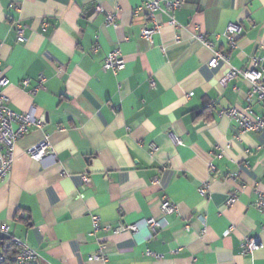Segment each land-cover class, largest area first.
<instances>
[{
    "label": "crops",
    "instance_id": "0c3cea01",
    "mask_svg": "<svg viewBox=\"0 0 264 264\" xmlns=\"http://www.w3.org/2000/svg\"><path fill=\"white\" fill-rule=\"evenodd\" d=\"M147 1L0 0L3 93L13 111L43 119L0 180V223L37 252L32 264H264V131L240 134L225 114L264 117L250 83L227 78L251 70L264 84V0H178L155 12L150 40ZM114 49L117 74L102 69ZM217 50L231 64L209 67ZM45 138L52 152L32 160ZM164 199L175 210L152 232L145 221L163 217ZM247 239L260 248L243 253Z\"/></svg>",
    "mask_w": 264,
    "mask_h": 264
},
{
    "label": "built area",
    "instance_id": "2783aa9c",
    "mask_svg": "<svg viewBox=\"0 0 264 264\" xmlns=\"http://www.w3.org/2000/svg\"><path fill=\"white\" fill-rule=\"evenodd\" d=\"M144 5L145 6L141 7L140 10L145 8L147 16L153 24L151 27L144 28L141 34L145 39L150 40L152 35L159 29V26L155 21V12L164 11L167 14H170L175 9H178L181 6V2L178 0L165 1L162 6L160 4V0H148ZM107 19L109 22H111L113 20V16H108ZM174 23L175 22L173 18L169 17V24L173 25ZM14 30L16 33L17 42L23 43L25 41V38L23 36V26H21L20 24H16L14 26ZM237 34L238 26H236L235 24L229 25L225 30V37L231 49L236 46ZM197 38L202 44L208 47L211 46L209 42L205 41L202 35H199ZM220 62L228 65L231 64V56L229 52H221L218 50L213 51V56L208 61V66L215 67ZM124 66L125 61L123 59L121 50L114 49L107 54L102 69L104 71H110L113 74H117L121 70H123ZM237 72L250 83L251 94L257 95L260 100L264 101V84H260L257 82L256 75L251 70H232L228 73L227 78L233 77ZM8 83L9 82L4 73L0 70V180L6 178L10 172L16 142L20 138L28 134L32 125L41 126L43 124V119L35 121L30 114L17 113L9 107L8 98L3 93V90L8 85ZM27 85V80L22 82V87H26ZM225 114L231 119L235 120V122L237 123V130L240 134L264 131V117L253 116L250 108H246L244 112L239 111L236 108H231L226 111ZM150 149L154 151L156 147L151 146ZM49 152H52L51 144L45 138L42 142L30 148L27 151V154L32 160L40 161L42 157ZM198 191L199 194H201L203 197L207 194L206 188H200ZM234 201L235 195H232L228 200V203L230 204ZM256 208L259 212H262L264 210V197L259 198V200L256 202ZM160 210L163 215L161 219L155 220L150 218L145 221V227H147V229L151 230L152 232H156L157 230L164 227V216L172 214L175 210V206L171 204L167 199H164L161 202ZM97 223L98 219L94 221L95 229L97 228ZM121 228H123V226H121ZM127 230H130L131 232L136 234V232L138 231V226L130 225L128 226ZM1 236H7V239L2 240ZM1 243H5L11 248L15 260L20 264H27L38 257L37 252L33 248L29 247L22 240L11 236L9 234V227L6 224L0 223V244ZM258 248H260V244H257V242H255V240L253 239H247L242 244L243 253H248L257 250ZM147 254L150 253L147 252ZM100 258V255H93L88 259L98 260Z\"/></svg>",
    "mask_w": 264,
    "mask_h": 264
},
{
    "label": "trees",
    "instance_id": "16d2710c",
    "mask_svg": "<svg viewBox=\"0 0 264 264\" xmlns=\"http://www.w3.org/2000/svg\"><path fill=\"white\" fill-rule=\"evenodd\" d=\"M13 252L9 246L5 243L0 244V264H20L18 263L14 256ZM27 264H32L31 262Z\"/></svg>",
    "mask_w": 264,
    "mask_h": 264
},
{
    "label": "water",
    "instance_id": "95a60500",
    "mask_svg": "<svg viewBox=\"0 0 264 264\" xmlns=\"http://www.w3.org/2000/svg\"><path fill=\"white\" fill-rule=\"evenodd\" d=\"M1 239L2 240L7 239V236H1Z\"/></svg>",
    "mask_w": 264,
    "mask_h": 264
}]
</instances>
